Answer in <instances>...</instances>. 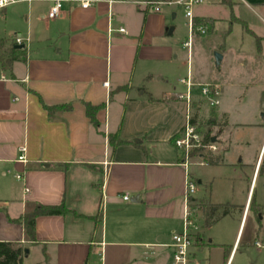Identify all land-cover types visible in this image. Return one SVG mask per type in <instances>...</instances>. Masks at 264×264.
<instances>
[{
  "label": "crops",
  "instance_id": "crops-1",
  "mask_svg": "<svg viewBox=\"0 0 264 264\" xmlns=\"http://www.w3.org/2000/svg\"><path fill=\"white\" fill-rule=\"evenodd\" d=\"M146 1L94 0L82 8L79 0H65L53 18L47 17L53 0L0 7V57H14L6 67L0 63V241L22 243V264H173L172 233L182 231L185 212L193 224L186 264H233L252 201L244 243L251 252L239 264L248 258L264 264L260 107L248 109L252 118L243 122L240 111L230 116L209 107L199 91L192 96L202 83L218 84L222 96L224 80L190 72L189 51L180 62L185 75L174 71L172 62L188 39L179 46L171 37L174 4L155 11ZM213 19L199 13L192 22L205 28ZM251 32L261 55L264 34ZM219 53L221 63L226 51ZM187 78L194 83L192 119L200 131L203 117L210 119L207 131L218 140L213 155L219 161L199 164L194 158L185 168L173 140L184 123L179 95ZM248 79L246 95L258 101L264 70ZM85 102L100 106L96 125ZM44 105L70 107L49 113ZM221 124L258 131L219 140ZM20 146L25 162L17 160ZM186 180L195 185L187 200ZM203 201L228 205L229 212L206 226L198 205ZM59 203L67 212L38 215L30 239L18 218L37 204Z\"/></svg>",
  "mask_w": 264,
  "mask_h": 264
},
{
  "label": "rangeland",
  "instance_id": "rangeland-1",
  "mask_svg": "<svg viewBox=\"0 0 264 264\" xmlns=\"http://www.w3.org/2000/svg\"><path fill=\"white\" fill-rule=\"evenodd\" d=\"M262 2L264 0H202L192 6V12L193 14H210L214 17L212 25L205 26L204 33L193 31L190 35L187 31V18L184 16L182 6L174 4L172 9L176 15L171 16L173 11L168 14V19L176 26L174 33L171 34L173 40L177 41L179 46L183 41L189 40V47L180 48L178 57L172 62L174 71H181L185 75L186 66H182L180 62L186 60V54L189 51L190 72L218 79V81L220 78L224 80L221 81L223 93L217 108L226 114L230 113V116L240 111L243 122H247L252 118L248 109L255 106L260 107L255 117L260 120L264 116V97L261 96L258 101L251 102L250 96L246 95L245 91V84L247 81H251V79H248L250 73L253 72V77H257L264 70V48L261 55V52H256L259 47L255 36L251 32L264 34V3ZM224 49L226 55L223 61L216 65L214 53H219ZM250 63L252 70L247 68ZM198 91V87H193L192 96L198 97ZM207 121L208 117L204 116L201 122V131L204 133L208 130V127L212 126ZM240 127L242 128H236L230 124H221L220 132L217 133L219 140L228 141V139H234L237 135L245 138L248 133L255 136L258 131L253 126H251L252 128L248 126ZM263 166L264 163H262V168ZM260 182L261 176L258 178L256 190L259 188ZM254 211V202L252 201L241 241L239 244L238 241L236 243V246L238 244V250L233 264H239L241 260H244V256L251 252L248 249L246 251L244 243L247 238V231L254 219ZM26 264H31V260H28ZM247 264H250L249 258Z\"/></svg>",
  "mask_w": 264,
  "mask_h": 264
},
{
  "label": "built area",
  "instance_id": "built-area-1",
  "mask_svg": "<svg viewBox=\"0 0 264 264\" xmlns=\"http://www.w3.org/2000/svg\"><path fill=\"white\" fill-rule=\"evenodd\" d=\"M16 0H0V7H3L9 3H13ZM65 0H53L52 5L50 6L47 17L53 18L60 15L62 2ZM94 0H79V5L82 8H86L91 5V2ZM202 0H147L145 3L150 5L153 10L158 11L159 5H180L184 9V16L188 20V28L189 35L192 34L193 31H199L200 33L205 32V28L202 26H197L195 30H193L192 25V6L196 3H200ZM119 31H123L122 28ZM15 42L17 44L22 43V39L20 37H16ZM185 47H189V40L184 43ZM0 79L4 80V75L0 74ZM181 83L185 84L186 89L185 93L180 94L179 98H181L185 103V114H184V123L181 130V135L173 140L174 146L180 151L182 156L181 165L187 168L191 163H193V159H198L196 163L204 164L207 162V158L209 155L216 154L219 151L218 140L212 139V135L209 134V140H203V133L199 130V127L196 123H194L192 119V100H191V88L194 85L188 78L181 79ZM199 93L201 98L205 101V103L209 107H215L220 102L221 97V88L216 83H202L198 84ZM19 154L17 157L18 161L25 162L26 158L24 155L25 147L20 146L18 148ZM196 154H193V153ZM17 178L20 175H16ZM186 195L185 199L187 200L189 195L194 192L195 185L192 181L186 180ZM25 191H28V188H25ZM123 199L127 200L128 195L124 194L122 196ZM192 221L188 218L187 212H185L183 229L179 232L172 233V247H173V264H186L188 260V251L189 246L191 245V236H190V227H192ZM257 245H259L257 243Z\"/></svg>",
  "mask_w": 264,
  "mask_h": 264
},
{
  "label": "trees",
  "instance_id": "trees-1",
  "mask_svg": "<svg viewBox=\"0 0 264 264\" xmlns=\"http://www.w3.org/2000/svg\"><path fill=\"white\" fill-rule=\"evenodd\" d=\"M201 23H204L203 21ZM193 30L197 27V21L192 22ZM14 57H7L6 59L0 57V63L2 67H6L9 65L11 60ZM85 112L90 122L94 125L97 124L95 113L96 110L100 107L98 105H91L90 103L85 102ZM70 105H53L46 106L44 108L50 113L55 110H61L69 108ZM210 123V119L207 121ZM116 136V135H115ZM203 140H209V132L206 131L203 134ZM111 141V139H110ZM125 140H118L117 144L127 143ZM193 154H196L195 152ZM219 161L218 155H209L207 158L208 163H216ZM199 208L204 212V224L209 226L213 222H215L219 217L227 214L229 212L228 205H219V204H211L207 201H203L198 203ZM67 212L63 203H59L56 205H41L37 204L31 211H26L23 215L18 218V222H21L24 226V230L26 235L30 238H34V221L38 215H53V214H64ZM25 247L20 242L16 241H0V264H22L23 257L25 255Z\"/></svg>",
  "mask_w": 264,
  "mask_h": 264
},
{
  "label": "water",
  "instance_id": "water-1",
  "mask_svg": "<svg viewBox=\"0 0 264 264\" xmlns=\"http://www.w3.org/2000/svg\"><path fill=\"white\" fill-rule=\"evenodd\" d=\"M169 32L172 31V27H169L168 29ZM214 59H215V64L218 65L220 63L221 60V55L219 53H214ZM214 140V138H212ZM27 251V249H25V252Z\"/></svg>",
  "mask_w": 264,
  "mask_h": 264
}]
</instances>
